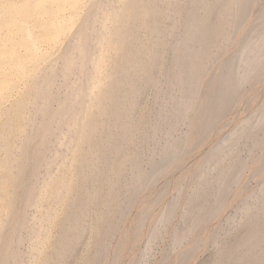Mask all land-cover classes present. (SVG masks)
Returning a JSON list of instances; mask_svg holds the SVG:
<instances>
[{
  "label": "rangeland",
  "instance_id": "obj_1",
  "mask_svg": "<svg viewBox=\"0 0 264 264\" xmlns=\"http://www.w3.org/2000/svg\"><path fill=\"white\" fill-rule=\"evenodd\" d=\"M80 1H79L80 6L77 7L76 12H74V15L72 14V12H70L69 7H68V10H66V12H65L63 6L60 9L61 11H57L58 13L60 12L59 14H57L55 12L58 15V17L60 16L59 19H61V20H65L66 19L67 21L69 19V17H68L69 15L68 14L70 12L71 13L70 16H72V17L74 16L73 17L74 18L73 22H71V21L69 22L70 23V26H71L72 29L75 26L76 29L78 28L77 30L83 28L86 25L91 26L90 23L92 25H94L93 27L95 29H99V25H101V22H102L101 20H103L104 22H105V20H107L105 22V24H106V26H107V24L109 25V23H112V21L114 19H112V16H109L111 18H109V17L107 18V16L108 15H112L114 13V12H112V14L110 13V11H113L114 7H115V9L118 10V8L120 7L119 4H121L120 3L121 0H105V2H104V0H101L102 1V4H100L99 7H101L102 9H99L98 7L95 6L96 5V2H94L92 0H80ZM87 1H88V3H87ZM89 1H91V2H89ZM98 1L100 2V0H98ZM131 1L132 2L134 1L135 2L136 0H131ZM187 1L188 0H174V1H172L173 2L172 3V2H169L168 0H165V2L163 3V5L166 3L168 6L166 4H165L166 6L164 5L165 7H163V10L165 8L166 9L162 13L163 15L161 14L162 16L160 15V18H159V20L162 19L161 21L162 22H165V23L163 24L161 21H159V22L162 23V24L161 23L160 24L162 26H165L166 23H167L166 26H168V23L171 22V19H169V18H171L170 17L171 14H174V11L176 13V14H174L176 16V18L178 16V19L181 18V20H182V18L184 16V13H182V12H183V9H184V12L186 11V7H187L186 2ZM64 2H66V1H64ZM92 2H94L95 4H92ZM109 2H110V4H108ZM219 2H221V0ZM219 2L217 3L219 7L215 3L216 6H215V8L213 10L214 12L212 11V15L214 13V16H213L214 18L216 17V15H217L216 13L218 12V10H220V8H221L220 5H222V3H219ZM222 2H224V0ZM263 2H264V0H261V1L260 0H256L250 6L251 9L249 8V9H247V12H245L244 16L247 15L246 16V19H245V17H243L242 21L238 25V28L237 27H236V29L234 28L235 30H232L233 31L232 32V35L229 36V38L227 39V41L224 40L225 43L223 41L224 44L222 43V45H220V47L221 46H223V47L217 48L218 49V52H217V49H216V51H215L216 54L214 53L209 59H206V61L208 60L206 62V64L207 63H209V64L206 65L207 66L205 68L206 70H205V72L202 73V75H201L202 78L199 81L200 82L199 83L200 85H199V89H198V96H199L198 99L200 101L199 100L197 101V107H199V108H197L195 106L194 109H193L194 110L193 111L194 113L191 112V114H190L192 117H190L188 119H184L181 122H179L178 125H177V127L175 129H170L169 124H170V122L172 120V117L171 116H168V120L167 121H164V123L162 125V128L160 130H157V132H152L153 125L155 124L154 119L156 118V115H158L156 113L157 112L159 113V112L164 111L165 114H167V115L171 114V108H172V104L174 102V99L177 96H178L177 98H180L181 97L180 96L181 95V92L178 89H177L178 91H176V88L173 90L171 87H169L167 85H164L163 82H161L163 85L161 84L162 86L160 87L161 88L160 91L157 90V88L155 86H153V85H150V84L149 85H146V84L144 85L143 83H142L143 85H140L141 82H139V90H138L139 91L138 92L139 94L137 93L135 95L136 96L135 97L136 102L134 104V107H132L133 111L131 110V114L133 115L132 116L133 117L132 118L133 119L132 120L133 121V125L136 124V123H134L135 121L139 122V120H140L139 123L143 124V126H142L143 128L140 127L141 124L137 123L136 125H138V127L140 128V131L141 132L135 130L136 133L133 132L135 134V136H134V134H132L131 139L129 141H127L125 144L123 143L124 145L122 144L123 145L122 150H123V153L125 155L124 156V158H125L124 162L125 163H123L122 168H124V169L121 172V175L119 174V176H117L118 174L115 171H113V169H111L110 167L108 169L105 168L107 166H105L103 158L100 159L99 161H95V163L97 162V165H98L99 168H103L104 170L107 169V176H106L105 180L98 181L97 182L98 184H96V181H92L89 184L90 186H88L89 189L91 188V190L94 191V190H96L95 189L96 188L95 186L96 185H100V186H97L98 189L100 190L99 191L100 192V197H97L98 198V201H97V204L98 205L96 204V199H95L94 200L93 209L91 211L92 214L91 213H90L91 215L89 214V216H91V217L88 216L83 221V224L82 225L84 226V228H83V230L81 232V236H80L79 240H77L74 243V245H73V249L74 250L76 248L77 249H76V251H74L72 249V251L68 255V257H69L67 259L68 263H71V264H80V262H81V264H87V263L88 264H94L92 258H94L95 249L98 246L97 244L99 242L101 243V240H103V238H105V244L100 249V251H101L100 259L102 260V261L100 260V264H102V262H103V264H235L234 262H235V258H236V255L237 254L235 252H229V253H232V254H228L227 255V249H229V247H232L234 245V243L238 239L242 238L243 236L246 235V233H248V231L250 229V221H249V217L248 216L250 214H252V213L255 212V210L258 207L257 202H258V200L264 194V140H263V142L261 140L260 142L254 144V147H253V142L250 139H247V140H245V139H242L241 140L240 139L238 141L236 140V141H234L232 143V145H231V147L229 149L230 151L228 150L229 152H227L226 154H224L221 158L218 157V152H217V148L218 147H217V145L221 142V139L222 138L226 137L231 132H234L235 130L238 131V130H240V128H242V126L248 125L254 119V115L256 113V110L261 105H264V67L254 77H251V79L249 78L248 81H246L244 83V86L245 87L242 86V89H240V90H242L241 91V94L239 92L238 96L236 95L237 97L235 96V98H233V100L235 99L234 100L235 102L232 100L231 101L232 103H230L229 105H227L229 108L228 109L226 108V112L224 110V113H226L225 116L224 117L222 116V119L220 117V119H218L219 121L217 120L218 123L215 122V125L213 124L214 125L213 127L215 129L212 128V126H211L210 128H212V129L209 130L208 134H206V136H204L203 139L200 137L201 138L200 139L201 141L199 140L198 141V144L194 143V142L197 141V138H198L197 135L195 134L198 125L196 124L197 125L196 126L195 123H197L199 121L198 118L200 119V117H199L200 116L199 115L200 113L199 112H201V110H202L201 108H202L203 101L205 102L204 95H205V88H206L205 85L207 86V83L206 82L209 81V83H210L211 81L214 80L213 77L214 76L216 77L217 76V73H219L221 71V69H222L221 65H224V63L226 61L228 62V60H226V61L224 60L223 61V57L225 59L228 57L227 59H229L230 58V55L232 53H234L235 50H237V48H239V46L241 45V41H243L244 38L246 37L245 35H247V33L249 31V28L253 24H256L258 22V18H257L256 12H258L257 11L258 8H260L264 4ZM66 3H63L64 6H65V8L69 4V2L67 4ZM168 3L169 4L171 3V6H173V7H170L169 8L170 5ZM77 5H79V4L77 3ZM92 5L95 6L96 9L98 8V10H97L98 11V13H97L98 16H96L97 17L96 18L97 20L95 19L96 22H94V20L93 21L91 20V22L89 23V19L87 20L86 18H84L85 17L84 14L86 13L84 11H85V9L86 10H89V8H92L91 7ZM105 5H106V7H105ZM107 6H108V8H107ZM176 7L178 9H181L179 11V12H181L180 14L177 11V8ZM255 7H257V8L255 9ZM111 8H112V10H111ZM121 8L122 7H120L119 9H121ZM103 9H106V10H103ZM212 9H213V7H212ZM62 10H63V12H62ZM99 10L102 11V12L100 13ZM167 10L168 11H172L173 10V13H171L169 15V18H168V15L167 14H164V13H166L165 11H167ZM67 11H68V13H67ZM168 11H167V13H168ZM61 12L65 14L64 15L65 17H63V14L60 15ZM82 12L84 13L83 14L84 17L81 16L82 15ZM55 13H54V16H55ZM66 13H67L68 16L66 15ZM103 14L106 15V18L107 19H104L105 16ZM41 16L39 15L38 19L41 21V24H42L41 25V28H42L43 26H45L47 24L46 21L48 20L47 19L48 17L46 15V18H44L45 15H43V17L40 19ZM66 16L68 18H66ZM164 16H167L166 17V20L168 19L167 22L166 21H163V18L165 20V17ZM82 17L84 18V20L82 19ZM101 17L103 19H101ZM111 19H112V21L110 22ZM17 20L18 19L16 18V21ZM86 20H87V23L88 24H86ZM140 20L141 19H137L136 20V23H134L135 24L134 26H136L138 22H139L138 25H140V24L143 25L142 28H139V27L142 26L141 25V26H138V27L136 26L135 29L137 28L136 30L139 29L140 31L141 30L143 31V32L142 31L139 32V30H138L136 32H138V35H140V37L144 36L142 38L144 39L145 42L143 41V39L141 40L140 37H138V40H141L142 42L141 41H139V42H141L142 44L144 42L145 47H146L147 46V43H148V40L149 41L153 40V38H152L153 35L152 34H154V33H151L152 36L150 37L149 36L150 33L148 32V30L145 28L144 24ZM254 20H256V21H254ZM83 21H85V22H83ZM151 21L152 20L149 19L147 22L150 23ZM26 23L30 24L31 23V20L28 19ZM26 23H25V25H26ZM69 23H68L67 29H65L67 32H71L72 31V29H70ZM71 23H72V25H71ZM81 23H83V24L85 23L86 25H84L82 27L81 25H83V24H81ZM110 25L113 26L112 24H110ZM78 26L79 27L81 26V28H79ZM109 26H107L108 29L111 28V27L109 28ZM9 28H11V27H9ZM9 28H5V27L2 28V33L0 34V39L4 38L5 36L8 37V38H11L12 37L13 39H15V41L17 39H19L20 38L19 35L21 34V32L18 31L16 34L14 33L15 35H13V33L11 32L12 30L10 29L11 30L10 31ZM28 28L32 31V33H33V35H34L35 38H37V37L40 36V35L39 36H36L34 34V31H33V29L31 27H28ZM76 29L74 31H72V35L73 36L70 35L73 38L69 36L70 38L68 37V39H65L64 41L61 38H59V40H57L56 44L54 43L52 45L51 43L49 44L48 41H44V40L43 41H40L39 42V45L41 43V47H40L41 49H40L39 54L37 55V58L35 59L36 60L35 62L33 60L29 59V58L27 59V57H26V51H27L26 47L23 44H19L18 47H17V54H19V55H21V56L24 57L23 58V61H24L23 66H24L25 69L23 67L20 68L21 71L19 73L21 75H19L17 72H13V73L10 72L8 74L10 77H7L8 75L7 76H0V84H2V82L5 79L6 80L8 79V81L10 80V83H12V86L11 87H9V88H3L1 90L2 92L0 91V129L3 130L5 126H8L7 124L6 125L4 124L6 120H7L6 123L8 122V117H10L9 120L12 119L13 117H15L14 118L15 121L18 120V119H16V116L17 115H16L15 110L18 107L21 108L22 105H23V108H22L23 111L22 110L21 111H18V115L20 114L24 118V119H21V117H18L19 119L24 120V121L19 120L20 125H19L18 121H17V124H15V125H14L13 121H11V120L10 121L13 123V125H11V123H9L10 121L8 122L10 124V126H8L10 128V130H11V128L13 126L15 127V128H12V131L10 133L7 132V130H5V129H8L6 127L3 130L4 132L2 131L3 133L6 134V136L4 135V137H6L8 140H5L6 138H4L3 141L0 140V145L1 146L4 145V147H2V148H6L5 146L8 145V149L10 150V152L7 150V148H6V150L8 152L5 151V149L3 150L0 147V150H1L0 151V155H1L0 156V159L1 160L2 159L3 160L6 159V161H8L9 160V156H10V160L8 161L9 163L8 162H5V160L2 161V162H4L3 165L5 164V166L9 167L10 169L3 168V170H4L3 171L2 170V167H0V174H4V176H6V180H7V178H8V180L9 179H12V181L11 180L10 181L13 184L14 183L13 182L14 181L13 175H14V177H15V174L17 175V173H14V172H17V171L19 172L21 170L20 168L25 167V169L23 168L24 169V175L22 174V172H20V174L18 173V176H21L20 179L17 176H16L17 177L16 179L17 180L19 179L18 181L20 182V180H21L22 177L28 178L29 175H31L28 179H26V178H24L25 180L22 179L25 182L23 186L27 185L26 187H23V190H24V188L26 190H29L30 187H31V189H33V188L34 189L35 188L38 189V193H41V194L37 195V200H38V197L40 198L38 202L31 201L32 203H30V202L28 203L30 205H28L26 203H25L26 204L25 205L21 201V200H23V202L26 201V200L24 201V199H25L24 198L25 197L24 196V193L23 192L19 193V191L22 189L21 186L17 185V186H19L21 188V189L19 188V190H18V189L15 188L17 186L13 184L14 187H12V184H10L11 182L8 181V180H7L8 182L5 180L6 184H3V188L1 190V192L4 195V198L2 196L1 200L3 199L4 201H1V202L4 203L5 205L2 204V203H0V241L3 238L6 237L5 236L6 235L5 234L6 232H8V234L10 233L9 234V236H10L11 233L14 231L13 228L15 227V225L18 224V222L21 221L20 220V221H17V222H13V221H15L14 212L16 213L17 210L19 212V209H20L21 210L20 212L22 213L24 211L23 214H25L23 216L24 219L21 218L22 219V222L20 224H18V225H21V229H20V226H19V231H18L19 234L17 233L18 234V236H17L18 241H16L17 242V245H16V243H12V244H14L13 245L14 246L13 249L17 247L16 250H18L17 252H19L18 253V260L9 261L8 262L9 264H45V263L49 262V260H51L49 262L50 264L55 263V261H56L55 260L56 259V255H54V253H55L54 251H56V250L54 248H55L56 244H57V246L59 245L60 242H58V241L61 240V236H62V233H61V228L62 227L61 226H63V224L65 222V217L64 216L66 215L65 213L67 212V209H68V203H70L71 201H73V199H76L77 198L76 197V193L73 192L74 190L75 191L76 190H79V189H77V187L78 188L85 187V186H83L84 184H83L82 180L77 177V173H76L77 170L75 169V166H74L76 164V159L74 161L72 147H74V144L76 145V141H75L73 135L72 136L69 135V134H73V132L77 129V126H76L77 125V122L74 123L75 121L72 119L73 115H72V117L69 116V115L71 114L72 111H74L75 109L78 108L77 107L78 105L76 106V104H78L77 101H79V100L81 101L82 97H79L80 99H78L76 97L78 95H75L76 102L75 101H72L73 104H75L74 106L71 105L72 103L68 104L66 102H64V103L62 102V99L64 100L65 98H67V96L68 97L71 96L70 94H72L71 92L75 90L74 88H76V86L78 88V85L79 86L81 85L80 84V81H81L82 84L84 82V80H83L84 77H83V75L80 72V68H78L79 67V62L78 61L80 59L79 58L80 56H78V54H79L80 50L78 49V47H74L73 48V46H76V44H77L76 41H78L77 38H76V36H78V35H75V32L77 31ZM144 29L147 30L146 33H145ZM7 30L9 32H11V34H7V32H8ZM163 30H164V32H165V30L167 31L166 34L165 33H162V34H165L166 38L163 35L162 36L160 35V36L163 37L164 39L163 38H160V36L158 34L157 35L154 34L155 39L153 40V41H155V40H159L160 39V41H161V39H162L161 42L163 43V44L161 43L162 50L160 49L161 48V45H160V48H159L161 50V51L159 50L160 51L159 54L161 56V57L159 56L160 57L159 59L162 62H158L160 64V65H158V67L160 66L159 69L157 70L155 68L156 70L154 69L155 71H153L154 72L153 75L156 77V79H159L160 81H162L163 78L167 75V73H168V70H167L168 65H167V63L171 61L170 59L172 58V55H173V54L171 55V50L170 49H172V48H171V44L170 43L173 42L176 39V38H173V37H176V36L178 37V33H179L178 32L179 30H177V31L174 30L175 32L173 31L172 34L173 35L175 34L176 36H173L172 35V37H170L171 34H170V36H167V35L171 31L168 33V30L166 28H164V27H163ZM3 31L5 32V34H4ZM41 31L43 32V28L41 29ZM147 32H148V34H147ZM159 34H161V33H159ZM96 38H97V36L95 35V38H94L95 40L93 38H91V40H90L91 41L90 44H92L91 46H93V48H95L96 46H98L97 49L96 48L95 49H92V50H94L95 57H97V59L96 58L95 59L97 61L98 60L99 61H102L103 60L101 63L104 66L105 71L106 70L108 71V66H109V63H110V60H111V59H109L110 58L109 55L111 54V51L109 52V54H107L108 53V52H106V49L107 48L103 47V45H101L100 43L96 45L95 43H98ZM75 39H76V41H75ZM171 39H173V41H171ZM164 40L166 42H164ZM73 42H74V44H73ZM75 42H76V44H75ZM167 42H169V46L170 47L169 46L167 47V45H166V44H168ZM67 43H69L70 46H71V44L73 46H71V47L70 46H67L68 45ZM61 44H63V45L60 46ZM99 45H101V46H99ZM1 46H2V43H0V51H1V53L3 55L5 54V56H4L5 58L2 57L3 55L1 54L2 55L1 58H4V62H5L3 64H5V65H3L1 63L0 64L1 65L0 67L5 66L6 68L10 69V71H12V64H13L14 60L15 61L17 60L16 58H17L18 55L16 54V57H15L14 56L15 54L13 53V56H12V50L8 47V44L3 45L4 47L2 46V49H1ZM66 46L68 48H66ZM101 47H103L105 51L102 50ZM62 48H65V50L66 49L69 50L70 48L71 49L73 48L72 50L70 49L72 52L69 50L71 52V53L70 52L69 53L72 56H74V58L77 57V56H78L77 58H79L78 61L75 58L76 61H77L76 64L78 63L77 64L78 66L75 65V68L67 76L64 75V73H63V71H64L63 69L64 68H62L63 66H61V65H63L62 63L64 62L63 61L64 58H62L61 55L64 54L63 52H65L64 49L62 50ZM99 48H101V49L99 50ZM59 49H60V52L61 53L59 52ZM74 49H76L77 51L75 52ZM68 50H67V52H68ZM78 50H79V52H78ZM96 50H98V51H96ZM100 51L102 53L104 52L103 55H105V57L103 55L99 54V53H101ZM232 51H234V52H232ZM20 52H22V53H20ZM23 52H25V53H23ZM41 52H43V54ZM82 53H80V55H82ZM96 53H98L100 56L98 54H96ZM220 53H221V55H220ZM57 54H58V57L59 58L57 57ZM106 54L108 55V57H107ZM228 54H229V56H227ZM93 56L94 55L92 54V58H93ZM101 56H102V58H101ZM99 57L102 60H100ZM111 57H112V54H111ZM6 58H8V60ZM29 60L31 62H29ZM230 60H231V58H230ZM51 61H52V63H51ZM28 62H29V64H28ZM46 62H47V64H46ZM107 62H108V64H107ZM111 62H112V60H111ZM163 62H165V63H163ZM26 63L28 65H26ZM99 64H100V62H99ZM161 64H162V66H161ZM45 68H47V71H46ZM50 68H51V70H50L51 72L48 71ZM32 70H34V71H32ZM32 72H34V73H32ZM30 74H31L32 77H30ZM48 74L51 75V76H49ZM80 74L82 76H78ZM38 75L40 77H38ZM69 75H71V76H69ZM75 77H76V80H75ZM161 77H163V78H161ZM49 78H50V80H49ZM79 78H81L83 81L81 79H79ZM208 78H211L212 80L211 79H208ZM77 79H78V81H77ZM11 80H13V81L11 82ZM254 80H256V81H254ZM45 81L46 82L48 81V82L45 83ZM41 82H44V83H41ZM38 83L40 85L41 84L42 85L44 84L45 86L47 84V86H46V88H48L47 90H49V92L53 95V97L55 95V98H53L51 100L50 104L48 105L47 112L46 113L48 114V109H49V115L50 114H53L54 111H56V109H57V111L55 112L56 114L52 115L53 117L54 116H56V117L53 118V120H52L53 122L51 121V123H49V124H51V125H49L50 126V136L48 134L47 135V137L49 136L48 139H47V137H46V141L44 139L45 143H43V140H37L40 143L39 145H42L43 144L42 146H39L37 144V141H35V140H26V139H28L30 136H32L35 133L34 132V129H36L39 125H42L43 124L42 123V120H44L46 118V114L43 115L42 114L43 112H40V110H38V109H40V107H41V105L43 103L42 100H44V98L42 99L43 95H41V92H40V95L42 97L38 96V94H39L38 93V90L39 89L37 87H40V85ZM69 84H70L71 88H70ZM42 85H41V87L44 86V85L43 86ZM48 85H49L50 88L48 87ZM17 86H18V88H17ZM51 87H52V89H51ZM36 88L38 89L37 91H35ZM24 91H25V93H24ZM34 91L37 92V93H35ZM158 91H159V93H158ZM34 94L35 95L37 94L38 98H37V96H34ZM89 95L90 96H88L87 98L89 100L90 99L91 100L89 101L85 97V98H83V101H85V103H86L85 105L86 106H89L88 107V111H91L92 112V111H94L96 109L95 103H94L95 102L94 91H92L91 94H89ZM138 95H139V97H138ZM56 96H58V97H56ZM201 96H203L202 99H201ZM19 97H25L27 99V102L25 103L26 106L24 104H22L21 106H18L17 107V105L19 104V101H17ZM75 97H73V98H75ZM28 98H29V100H28ZM203 98H204V100H203ZM35 100H37V101H35ZM57 101L58 102L61 101L63 104L66 103L68 105V107L69 106L70 107L68 108L67 105H64L63 106V104L61 102H59L60 103L59 104ZM16 103H18V104H16ZM91 103H92V106H90ZM58 104H59V106H58ZM34 105L38 109L37 108L35 109ZM57 106L58 107L61 106V108H63V107L66 106V108L68 109V113L69 114L67 115V113H66L67 111H65L66 114L63 113L64 111L61 112L62 110H64V108L61 111H60V108H59L60 113L61 114L63 113L65 115V116H63V114H62V118L64 117L63 120L60 119L61 118V114L58 112V107ZM72 106H73L74 110H72V108H71ZM91 109H93V110H91ZM69 110L71 112H69ZM33 111H35V112H33ZM57 113H58V115H57ZM94 113L96 114L97 111H94ZM94 113L92 112L91 114H94ZM33 114L36 117H34ZM222 115H224V114H222ZM140 116H141V119L138 118ZM143 116H144V118H142ZM70 117H71L72 120L69 119ZM40 118H41V120H39ZM135 118H136V120H135ZM145 118H146V120H145ZM54 119H56L57 121L54 120ZM137 119H139V120H137ZM142 119H143V122H142ZM156 119H155V121H157ZM60 120H62V124H61V122H59ZM67 120H69V123L67 122ZM144 120H145V122H144ZM147 120H150V121H147ZM246 120L249 123H247ZM29 121H31V122H29ZM146 121H147L148 124L146 123ZM40 122H41V124H40ZM58 124L60 126L59 129L57 127ZM73 124H75V125H73ZM61 125H62V127H61ZM65 125H66V128H65ZM68 125H69V127H68ZM104 125H98V132H100V134H104V132L106 130V127L103 128L104 131L101 129ZM35 126H37V127H35ZM194 126H195L196 130H194L195 129ZM1 127H3V128H1ZM72 127H74V128H72ZM53 128L56 129V130H54ZM141 128L144 130V132H147V134H150L151 135L150 138L147 139V141H145V140H144V142L142 141L143 139L141 138V134H139V133H142L143 134L144 132H142ZM71 129H73V130H71ZM258 129H257V131H258L257 134H259L258 137L261 136L262 139H264L263 138L264 137V127L263 128L261 127L259 129V130L262 129L261 131H259ZM63 130H65V131H63ZM5 131L7 133H9L10 136ZM8 131H9V129H8ZM35 131H37V130H35ZM151 132L154 133V134H152ZM53 134L55 136H57V137L55 138V136ZM137 134H139L138 136L140 137V140L141 141L137 137ZM194 134L196 135L197 138H195V135ZM7 135L9 137H12V138L15 136V138H13V139L12 138H8ZM26 135H28V136H26ZM68 135L71 138L68 137ZM74 135H75V133H74ZM133 136H134V138H132ZM66 138H68V139H66ZM69 138L70 139H72V138L74 139V140L73 139L71 140L72 142H74V144L71 143V141H70ZM15 139H16V141H15ZM18 139H20V140H18ZM22 139H24V140L22 141ZM181 139L183 140V142L184 141L185 142L184 143H181ZM64 140H65V143H64ZM104 140L105 139H103V141H102L103 143L101 142L102 144L99 143V145H101V146H99V147L97 146L98 147L97 150H99V152H100V150H101V152L104 151V152H106L105 154H107V152H108V148L107 147L108 146L106 145V143H105ZM131 140H133V142ZM176 140L177 141L178 140L180 141L181 146L184 145L182 147V149H181L182 151L178 153V157H177L178 159L177 158H174V160L172 159L173 161L171 160L170 164L167 163L168 164L167 165L165 163L164 165H162V167H161L162 169L159 168L161 170L158 171V172H156L157 174L155 175V179L153 178L151 180L152 182L149 180V183L148 184H150V185H148V184L145 185L143 183H142L143 185L142 184H138L139 186H138V189L135 191L136 193L135 194H132L131 193V190H132L131 187L132 186L130 185L129 181L127 182L128 175H129L128 174L129 173L128 172V169L130 167V159L127 161V158L129 156H133L134 153L135 154L138 153L139 155L137 154V161L139 162L138 163L139 164V167L137 166V168H138L137 170H139L140 168L142 169V171L143 170H146L150 166L149 163H150L152 157L153 158H157V155L154 156L155 154H157V151H159L162 148L163 145H165V144H167L169 142L170 143H173V141L175 142ZM40 141H42V142H40ZM3 143H5V144L7 143V144L5 145ZM9 143H12V144H10V146H9ZM35 143L37 144L38 149H39L38 154L39 153L40 154L42 153L41 155L39 154L42 158L39 156L41 159L39 158L40 160H38L37 163L36 162H33L34 161V157H33V160L31 159L32 158L31 156L34 155V153L31 150H33V149L35 150V147H37ZM80 143H82L81 145H79V146H81L80 147L81 149L82 148H86V146H87V143L86 142H83L82 141ZM135 143H137V144H135ZM17 144H18V146H17ZM84 144H86V145L84 146ZM15 145L17 146V148L14 147ZM20 145L24 149L22 147H20V149H19V146ZM104 145H105V148H104ZM102 146H103L104 149L102 148ZM9 147H11L12 149L9 148ZM25 148H27L28 150L27 149L25 150ZM69 148H71L72 151ZM106 148H107V150H106ZM20 150H22V152H24V156H22L23 155V154H21L22 152L20 153V156L18 155L19 152H20ZM188 150H189V152H188ZM27 151H28V153H27ZM30 151L33 154H31ZM29 152H30L31 156H30ZM7 153H9V155ZM70 153H72V154L69 155ZM5 154H7L6 155L7 158H6ZM16 155L19 156V157H21L22 160L21 159L20 160L22 161V164L24 165L23 166L21 164V162L19 161L18 157H17L18 160L15 159L17 162H20L19 165H22L20 168L18 167L20 170H17L16 166H19V165L13 159V158L16 157ZM25 155L27 156V158L25 159V162L27 161L26 163L23 160L24 159L23 157H25ZM56 155H57V157H56ZM28 156H30L31 158L28 157ZM234 156H238V157H240V159L243 158L242 160L244 162L246 160V162L244 163L245 165H244L243 169H241L242 171L239 173V175L236 176V179L234 178L233 182H231L232 184L229 187V190H228V193H227V195L225 197V200H224L225 202H223V205L221 204L222 206H220V207L217 206V208L219 207L218 209H216L217 211H215L207 219L201 220L203 222V223H201L199 221V219H197V218L200 217V214L201 213H199V212H201L203 210L202 209V206L204 205V204L202 205L203 199L202 198L201 199L199 198L200 200L198 198L194 199V198H192V195L195 192H204V194H206L207 197L212 198L213 195H214V193H215V189H216L215 185L212 182L218 176L221 168H224V166H226L227 164H229V162H232V160L235 161V159H237ZM53 158H54L56 164L54 163V160H52ZM110 158L113 159L112 157H110ZM256 158H258V159H256ZM64 161L67 162L68 165L66 163H63ZM208 161H210V162H208ZM32 162L33 163H36L37 165L35 164L36 166L34 165L35 167H33V163ZM51 162H53V163H51ZM60 163L61 164L63 163V165L66 164L70 169L72 168V166H73V168H72V170L69 169L70 172L67 173L68 169L66 170V168H65L66 165H64V167H63V165H61ZM95 163L91 165V169L92 168L96 169V166L97 165ZM25 164H27V165H25ZM54 164L56 165V167H55ZM70 164H71V166H70ZM127 165H128V169H127ZM198 165L199 166L200 165L201 166L202 165L204 166V170L203 171H204V176H206V177H204L206 179V183H203V184L204 185L206 184L205 186L203 184L202 185L200 184V186H198L199 185V178H198V171H199L198 169H199V167H198ZM59 166H62V167L59 168ZM196 166H197V169H196ZM27 167H28V169H27ZM45 167H47V168L45 169ZM48 168L50 169L49 170L50 174L53 173L54 176L56 174V177H57L58 174L60 176H62V174H63V176H64V173H65V176H66V178L68 179V182H69L67 191H63L62 192L63 194L61 193V197L62 196L63 197L62 198H59V199L58 198H55V199H57L58 202L54 199V201L56 203H59L57 205L54 204V201H53L54 196H53V198L48 197V194H51L49 191H50V187L52 185V183H50L51 179H50V175L48 173ZM64 168H65L66 172H64L65 171ZM253 168H255V169H253ZM15 170H17V171H15ZM196 170H198V171H196ZM10 171H12L11 172V174L13 173L12 175L9 174ZM28 173H29V175H28ZM45 173H48V174H45ZM114 173L116 174V176H115ZM32 175H33V177H32ZM46 175H49V177H47ZM53 175H51V178L52 177L54 178ZM68 175L70 176V178H69ZM34 177H35V179H34ZM76 177L80 181L77 180ZM157 178H158V180H156ZM28 180H29V182H28ZM155 180H156V182H155ZM71 181H72V183H70ZM110 181H112V183ZM46 182L49 183V184H51V185H48ZM73 182H74V184H73ZM32 183L34 184V186H32L33 185ZM92 183H93V185H95V184L96 185L95 186H92ZM22 184H23V182L20 183V185H22ZM39 184H41V185H39ZM77 184L79 186H77ZM128 184H129L130 187L128 186ZM111 185L114 187L113 188L114 192H116V199H115L116 201L115 202L119 205V208H118V210L115 211V213L113 214L112 217L107 218L106 216L103 215L102 212H103V209L105 210V206L104 205H105V202L107 200L106 198L108 197V194L110 192V190H108V189H112ZM159 186H160V189L163 192L158 189ZM45 187H47V189ZM93 187H94V189H93ZM127 187H128V189H127ZM4 188H6V189H4ZM48 188H49V191H48ZM201 188H203V189H201ZM43 189H44L45 192H48V193L45 194L44 191H42ZM11 190H12V192H11ZM26 190H24V192ZM11 193H14V195L11 194ZM249 193L252 195L251 197H248L247 196V195H250ZM16 194H18V196ZM20 194H22L23 199H22V196L20 198V196H19ZM42 194L45 195V196H43ZM71 194L74 195V196H72ZM119 194H121V195H119ZM129 194H130L131 197L129 196ZM156 194H158V196H156ZM40 195H42L44 197V200H43V198L40 197ZM128 196L130 197V199H129L130 200V205H128L129 202H125V201H127L126 197L128 198ZM146 196H147V198H145ZM12 197H14L15 199L12 198ZM47 198H48V200H47ZM131 198H132V201L134 202V203L132 202V204H131ZM151 199H153V200H151ZM8 200H10V203L11 204L9 203ZM37 200H35V201H37ZM49 200H50V202L52 200V202H51L52 204L49 202ZM244 200H246V201H244ZM33 202H34V205H33ZM39 202H41V204H39ZM43 202L44 203H47V204H45L46 205L45 207L51 205V207L49 206V207L46 208V211H45V208L42 207V206H44V203ZM172 202L176 204V207L174 206L173 207L174 209L172 208V212L173 213L169 214L170 216H168V217L166 216L167 218L165 219V216H164L165 214L164 213L167 212V210H166L168 208L167 205L168 204H171L169 206L172 207V205H174ZM7 203L10 205L11 208L14 207L12 209L10 208L14 212H12V211L9 210L11 213H13V215H12L13 220L11 219L12 217L10 216L11 213L7 211L9 209L8 208L9 205H7ZM37 203L39 204V206H37L38 205ZM146 203H149V204H146ZM245 203H247V204H245ZM21 204H23V205H21ZM124 204H127L126 205L127 207H125ZM243 204H245L247 206V208H248L247 211H245L244 209L243 210L241 209V207L243 206ZM19 205H20L21 208H19ZM52 205H55L57 209L55 208V206L52 207ZM2 206H3V208H2ZM6 206H8V207L6 208ZM53 208H55L56 211ZM49 209H50L51 212H53V213H50V214H53L52 215V218H50L51 216L50 217H47V213L45 214V212H47V210L49 211ZM200 209H202V210L200 211ZM42 211H44V212H42ZM120 211H122L124 213H121ZM95 212H96V215L97 216L95 215ZM198 213H199V216H197ZM44 214H45L46 218H48L49 220L46 221L44 217H43L44 219L42 217L40 218V216H43ZM143 214H145L147 217L145 215H143ZM4 215H7L6 218H5ZM120 215H122V218H121ZM8 216H9L10 219H8ZM226 216L228 218H226ZM62 218H64V219H62ZM163 218H164V220H163ZM263 219H264V217H263ZM263 219L261 217L259 221H261ZM63 220H64V222H63ZM195 220H197L198 223ZM247 220H248V222H247ZM44 221H46V222H44ZM61 221L63 222V224H61L62 223ZM37 222H38V224H37ZM40 222H42V224ZM43 222H44V224H43ZM109 222H113L114 223L113 226L115 227L114 228L115 230L113 229L114 231L112 230L108 234V236L105 237V229L107 227L106 224L108 225ZM140 224H141V227L139 226ZM22 225H23V227H22ZM191 225H193V226H191ZM117 226H118V228H117ZM138 226L140 228H138ZM35 227L37 229H35ZM39 228H41V229H39ZM191 229H193V231ZM35 230H36V232H35ZM31 231L34 232V234L31 233ZM100 232H101V234H100ZM35 234H37V236ZM60 234H61V236H60ZM38 236H39V238H38ZM200 236H202V237H200ZM10 237H8L7 239H9ZM15 237L16 236H15V233H14V235L11 237L12 239L10 238V240H8V241L9 242L10 241L15 242V239H16ZM18 237H20V238H18ZM58 237L60 238V240L58 239ZM178 237L179 238L182 237V238H180V240L176 241L177 240L176 238H178ZM34 238H36V239H34ZM234 238H236V239H234ZM98 239H100V240H98ZM38 240H39V242L41 244L39 242H37ZM196 240H197L198 243L196 242ZM2 242L3 241L0 242V246L2 245L1 244ZM12 244H10L11 247H12ZM37 244H40V245H37ZM115 245H117V246H115ZM36 246H37V248H36ZM3 247H0V249L1 248L3 249ZM187 248H188V250H187ZM190 249H194V250H190ZM3 251H4V249L2 251L0 250L1 253ZM190 251H191V253L192 252L193 253L190 254ZM221 251H222V253H221ZM183 252H184V254H183ZM223 253H225V256L223 257V260L220 263H218V259L220 258V256ZM49 254H51V256L53 255V257L55 256L54 257L55 259L49 257L50 256ZM182 254L184 255V257L182 256ZM2 255H4V252H3V254L0 255V259L3 257ZM179 255H181L183 259ZM185 255H186V257H185ZM226 255H227V258H226ZM178 257H180V258H178ZM43 258L45 260H43ZM10 259L11 258H9V260ZM69 259H71V261ZM46 260H47V262H46ZM53 260H55V261H53ZM86 260H89V261H86ZM243 262H244V260H243Z\"/></svg>",
  "mask_w": 264,
  "mask_h": 264
},
{
  "label": "bare ground",
  "instance_id": "obj_2",
  "mask_svg": "<svg viewBox=\"0 0 264 264\" xmlns=\"http://www.w3.org/2000/svg\"><path fill=\"white\" fill-rule=\"evenodd\" d=\"M64 1H66L67 3L69 2V6L67 5L66 6V8H65V6H64V4L63 3H66V2H64ZM79 1L80 0H13V2H15V3H19V4H31V5H33V7L31 8V9H29V10H21V13H20V15L17 17V21H16V19H15V21H10L9 23H8V26L6 27L5 26V21H4V19H3V17H0V34L2 33V28L3 27H5V28H9V27H11V28H9V30L13 33V35H15L18 31L19 32H21V34H22V32H23V30H24V27H25V23L27 22V20L29 19V16H28V13H27V11H29L32 15H34L35 17H39V15L41 16L40 17V19L43 17V15H45L44 16V18H46V15H47V21H46V23L51 19V18H53V17H58V15L57 14H59L57 11H61L60 9L62 8V6H63V8H64V10H65V12H66V10H68V7H69V10H70V12H72V14L74 15V12H76V9H77V7H79L80 6V3H79ZM92 1H94V2H96V7H98L99 9H102L101 7H99L100 6V4H102V1L100 0V2L98 1V0H92ZM169 2H172V1H174V0H168ZM220 0H188L187 2H186V4H187V7H186V11L184 12V9H183V12L182 13H184V16H183V18H182V20H181V18L180 19H178V16H177V18H176V16L174 15V14H176L175 13V11H174V14H171V13H173V10L172 11H168V13H167V11H165L166 13H164V14H167L168 15V18H169V15L171 14V18H169V19H171V22H169L168 23V26H166L167 25V23H166V27L165 26H162L161 24L163 23H165V22H162L161 20L162 19H160L159 20V18H160V15L164 12V10L166 9H164L163 10V7H165L164 5H163V3L165 2V0H136L135 2L133 1H131V0H121V4H119V6L120 7H122L121 9H119L118 8V10L117 9H115V7H114V9H113V11H110V13L112 14V12H114L112 15H108L107 13V18L109 17V16H112V19H114L113 21H112V19L110 20V22L112 21V23H109V25L110 24H112L113 26H109L108 24H107V26H109V28L111 27H113L112 29L110 28V29H108V27L106 26V24H105V22L107 21V20H105V22L103 21V20H101L102 22H101V25H99V29H95L93 26L94 25H92L90 22H91V20L93 21L94 20V22H96V16H98L97 15V13H98V8L96 9L95 8V6H91L92 8H89V10H86L85 9V11L84 12H86L85 14L82 12V15L81 16H83V14H84V18H86L87 20L89 19V23H90V25L91 26H89V25H86V24H88L87 23V20H86V24L84 23H81V24H83V25H81L82 27L84 26V25H86V26H84L83 28H81V26L79 27V28H81V29H79V30H77L76 28V32H75V35H78V36H76V38H77V40L78 41H76V39H75V41L77 42V44H76V42H75V44H76V46H73L72 44H71V46H73V48L74 47H78V49L80 50V52H79V50H78V52H79V54H78V56H80L79 58H77V57H75L76 59H77V61H78V59H79V67L78 68H80V72H81V74L83 75V77H84V82H83V84L81 83V81H80V86L78 85V88H77V86H76V88H74L75 90L74 91H72L71 93L72 94H70L71 96H67V98H65L64 100L62 99V102L64 103V102H66V103H68V104H70V103H72L71 105H75V104H73V102L72 101H75L76 102V97L78 98V99H80L79 97H82V99H81V101L79 100V101H77V103L78 104H76V106L78 107H76L77 109H75L74 110V108H73V106L71 107L72 108V110H74V111H70L69 110V112H71V114L69 115V116H71L72 117V115H73V117H72V119L75 121L74 123H76L77 122V129L73 132V134H69V135H73L74 136V139H75V141H76V145L74 144V142H72L71 140L73 139H70L71 137L68 135V137H70L69 139H70V141H71V143H73L74 144V147H72V150H73V156H74V161H75V159H76V164L74 165L75 166V169L77 170V177L79 178V179H81L82 180V182H83V186H85V187H80V188H78L77 186H79L78 184H77V189H79V190H74L73 192L74 193H76V199H73V201H69L70 203H68V209H67V212L64 214L65 216V222H64V220H63V222H64V224H63V222L61 223V224H63V226H61L62 228H61V233H62V236H61V234H60V236H61V240H60V238L58 237V239L60 240V241H58V242H60L59 243V245L57 246V244H56V246H55V250L56 251H54L55 253H54V255H56V259L53 257V255L51 256V254H49L50 256L49 257H51V258H53V259H55V260H53V261H55V263H53V264H71V263H68V261H67V259L69 258L68 257V255L70 254V252L72 251V249H73V245H74V243L77 241V240H79V238H80V236H81V232H82V230H83V228H84V226L82 225L83 224V221L86 219V217H88L89 216V214L91 213V211H92V209H93V205H94V200L96 199V204H97V201H98V198L97 197H100V190L98 189V187L97 186H100V185H96V184H98L97 182L98 181H100V180H105V178H106V176H107V169L110 167L111 169H113V171H115L118 175L117 176H119V174L121 175V172L123 171V169L124 168H122V166H123V163H125L124 162V160H125V158H124V153H123V150H122V147H123V145L127 142V141H129L130 139H131V136H132V134H134L133 132H135L136 133V131L135 130H137V131H139V132H141L140 131V128L138 127V125H136L137 123H139L140 122V120L139 119H137V120H139V122H137V121H135L134 123H136L135 125H133V115L131 114V110L133 111V109H132V107H134V104H135V102H136V99H135V95L139 92L138 90H139V82H141L140 83V85H153V86H155L156 88H157V90H159L160 91V87L163 85L161 82H163L164 83V85H167V86H169V87H171L173 90L176 88V91H180L181 92V97L180 98H175L174 99V102H173V104H172V108H171V114H169V115H167V114H165V112L164 111H162V112H157L156 114H158V115H156V120L157 121H155V119H154V122H155V124L153 125V130H152V132H157V130H160L161 128H162V125H163V123H164V121H167L168 120V116H171L172 117V120H171V122H170V124H169V127H170V129H175L176 127H177V125H178V123L179 122H181L182 120H184V119H188V118H190V117H192L190 114H191V112H193L194 110V107L196 106L197 107V101L199 100L198 99V89H199V81L201 80V78H202V73L203 72H205V68L207 67L206 65L207 64H209V63H207L206 64V62L208 61H206V59H209L214 53H215V51H216V49L217 48H219L220 47V45H222V43H223V41L225 40V41H227V39L229 38V36L230 35H232V30H235L236 29V27L238 28V25L240 24V22L242 21V19H243V17H245V19H246V16L247 15H245L244 16V14H245V12H247V9H249L250 8V6L256 1V0H224V2H222L223 0H221V2H219ZM261 1V0H260ZM81 2V1H80ZM89 2H91V1H89ZM94 2H92V4H95ZM104 2H105V0H104ZM118 2V1H117ZM176 2V1H175ZM222 3V5H220V10H218V12L216 13L217 15H216V17L214 18L213 16H214V13H213V15H212V11L214 10V8H215V3L217 4V3ZM66 3V4H67ZM77 3L79 4V5H77ZM87 3H88V1H87ZM173 3V2H172ZM264 3V2H263ZM108 4H110V2L108 3ZM169 4V3H168ZM185 4V5H186ZM114 5V4H113ZM170 6H169V8L170 7H173V6H171V3L169 4ZM173 5V4H172ZM168 6V5H167ZM177 6V5H176ZM217 6H218V4H217ZM105 7H106V5H105ZM104 7V8H105ZM212 7H213V9H212ZM219 7V6H218ZM107 8H108V6H107ZM168 8V7H167ZM168 8V9H169ZM177 8V7H176ZM257 7H255V9H256ZM251 9V8H250ZM103 10H106V9H103ZM111 10H112V8H111ZM117 10V11H116ZM176 10V9H175ZM181 9H178L177 8V11L179 12ZM97 11V12H96ZM100 11V10H99ZM176 11V12H177ZM253 11V10H252ZM258 12H256V14H257V18H258V22L256 23V24H253L250 28H249V31H248V33H247V35H245L246 37L244 38V40L243 41H241V45L239 46V48H237V50H235V52L234 51H232V52H234V53H230L231 55H230V58H231V60H230V58L229 59H227L228 57L227 56H229V54L226 56L227 58L225 59L224 57H223V61L225 60H228V62L225 64L224 63V65H221V67H222V69H221V71L219 72V73H217V76L214 78L213 77V81H211L212 79L211 78H208V79H211L210 81V83H209V81L208 82H206L207 83V86L205 85V95H204V98H205V102L203 101L204 100V98H203V103H202V110H201V112H199L198 114L200 115L199 117H200V119L198 118V122L197 123H195V125L197 126V130H196V128H195V126H194V130H196V135H197V137L199 138H197L196 137V135H195V138H197V141L196 142H194V143H196V144H198V141L202 138L203 139V137L204 136H206V134H208V132H209V130H211L212 128H214L213 126L215 125V122H217L218 123V119H220V117H221V119H222V116L224 117L225 116V114L226 113H224V110H225V112H226V108L228 109L229 107L227 106V105H229L230 103H232L231 101L233 100V98H235V96L237 95L238 96V94H239V92H240V94H241V91L242 90H240V89H242V86H244V83L246 82V81H248V79L250 78L251 79V77H254L259 71H261L262 70V68L264 67V4L260 7V8H258V10H257ZM57 14H56V13ZM62 12H63V10H62ZM61 12V14L60 15H62L63 14V17H65L64 15V13H62ZM69 12V16L67 15V13H68V11H67V13H66V15L69 17V19H68V23L71 21V22H73V20H74V16L72 17V16H70L71 15V13ZM102 11H100V13H101ZM109 12V11H108ZM177 12V13H178ZM214 12V11H213ZM54 13H55V16H54ZM104 13V12H103ZM109 13V14H110ZM181 12H179V14H180ZM105 14V13H104ZM103 14V15H104ZM250 14V13H249ZM254 14V13H253ZM76 15V14H75ZM102 15V16H103ZM163 15V14H162ZM161 15V16H162ZM178 15V14H177ZM66 16V18H68ZM100 16V15H99ZM105 16V18L104 19H107L106 18V15H104ZM181 16V15H180ZM179 16V17H180ZM60 17V16H59ZM58 17V18H59ZM79 17V16H78ZM82 17V19L84 20V18ZM165 17V20H164V18H163V21H166L167 22V20H166V17L167 16H164ZM43 18V19H44ZM62 18V17H61ZM100 18V17H99ZM109 18H111V17H109ZM81 19V20H82ZM96 19V20H95ZM101 19H103L102 17H101ZM137 19H141L140 21H142V23L144 24V26H145V28L148 30V32L150 33L149 34V36L151 37L152 35H153V40L155 39V37H154V34L155 35H163V36H165V34H166V30H165V32H164V30H163V27L164 28H166L167 30H168V35L167 36H170V34H171V36L170 37H172V33H173V31L174 30H179L178 32V37L174 34L173 36H176V37H173V38H176L174 41H173V39H171V41H173V42H171L170 44H171V48L172 49H170L171 50V55H172V58L169 60L170 62H168L167 63V65H168V68H167V70H168V73H167V75L163 78V77H161V78H163V80L162 81H160L159 79H156V77L153 75V71H155L156 69L158 70L159 69V67H158V65H160L158 62H162V61H160V51L162 50V45H161V41H162V39H161V41H160V39L159 40H155V41H153V40H151V41H149L147 38V40H148V43H147V46L145 47V44H144V39L142 38V37H144V36H142V37H140V35H138V32H136V31H138V30H136L135 29V27L137 26H141L142 24H140V25H138L139 24V22L137 23V25L136 26H134L135 24L134 23H136V20ZM152 20L150 23L149 22H147L148 20ZM30 20V19H29ZM109 20V19H108ZM181 20V21H180ZM257 20V19H256ZM256 20H254V21H256ZM45 21V20H44ZM99 21V20H98ZM159 21H161V22H159ZM30 22V21H29ZM83 22H85V21H83ZM45 23V24H46ZM161 23V24H160ZM26 24H28V23H26ZM100 24V23H99ZM42 25V24H41ZM71 25H72V23H71ZM69 26H70V23H69ZM143 27V25L141 26V27H139V28H142ZM43 28V32H42V34L39 36V37H37V38H35L34 37V35H33V33H32V31L29 29V28H26L25 29V31H24V33H23V35L22 36H20V38L19 39H17L16 41H15V39H13L12 37L11 38H8V37H4V38H2V39H0V43H2V46L3 45H5V44H8V47L12 50V56H13V53L15 54L14 56L16 57V54H17V47H18V45L19 44H23L25 47H26V49H27V51H26V57H27V59L29 58V59H31V60H33L34 62L36 61L35 59L37 58V55L39 54V52H40V47H41V43H40V45H39V42L40 41H48L49 42V44L51 43L52 45L55 43L56 44V42H57V40H59V38H61V36H62V34L64 33V32H67L65 29H61L60 31H57V32H55V33H52V32H48L47 31V29H46V25L45 26H43L42 27ZM41 28V29H42ZM235 28V29H234ZM70 29H72L71 28V26H70ZM74 29V30H75ZM69 30V29H68ZM73 30V31H74ZM147 30H145L144 29V31H145V33H146V31ZM8 31V30H7ZM6 31V32H7ZM142 31V30H141ZM140 30H139V32H141ZM4 32V31H3ZM11 32H7V34H11ZM143 32V31H142ZM148 32H147V34H148ZM175 32V31H174ZM236 32V31H235ZM15 33V34H14ZM151 33H154V34H152L151 35ZM159 33H161V34H159ZM162 33H165V34H162ZM4 34H5V32H4ZM3 34V35H4ZM6 34V35H7ZM142 34V33H141ZM146 34V35H147ZM244 34V33H243ZM242 34V35H243ZM71 35H72V33H71ZM74 35V36H75ZM95 35L97 36V42L98 43H95L96 45L97 44H101V45H103V47H105V48H107L106 49V52H108L107 54H109V52L111 51V54H112V57H111V54L109 55L110 56V58L109 59H111L112 61H113V57L117 54V53H119L120 54V57H121V64H120V67H121V75L119 76V78L116 80V81H114V82H112L111 84L109 83V74H110V66H111V60H110V63H109V66H108V71L106 72L105 71V68H104V66L102 65V56H101V58H100V60H102V61H97L96 59H97V57H95V54H94V50H92V49H97V47L98 46H94L95 48H93V46H91L92 44H90L91 43V38H95ZM9 36V35H8ZM37 36V35H36ZM73 36V35H72ZM72 36H70V37H72ZM94 36V37H93ZM148 36V35H147ZM146 36V37H147ZM148 36V37H149ZM158 36V37H159ZM160 36V38H163V37H161ZM10 37V36H9ZM69 37V38H70ZM138 37H140L141 38V40L143 39V44L141 43L142 41L141 40H138ZM149 37V38H150ZM169 37V38H170ZM234 37V36H233ZM15 38V37H14ZM73 38V37H72ZM151 38V39H152ZM165 38H166V36H165ZM68 39V38H67ZM99 39V40H98ZM164 39V38H163ZM95 40V39H94ZM139 41H141V42H139ZM225 41H224V43H225ZM164 42H166L165 40H164ZM170 42V41H169ZM169 42H167L168 44H166L167 45V47L169 46ZM223 43V44H224ZM68 45L67 46H70L69 45V43H67ZM73 44H74V42H73ZM163 44V43H162ZM240 44V43H239ZM63 44H61L60 46H62ZM101 45H99V46H101ZM160 45H161V48H160ZM2 46H1V49H2ZM66 46V48H68ZM70 46V47H71ZM4 47V46H3ZM64 47V46H63ZM103 47H101L102 48V50H104V48ZM164 47V46H163ZM170 47V46H169ZM221 47H223V46H221ZM220 47V48H221ZM43 48V47H42ZM72 48V49H73ZM101 48H99V50L101 49ZM161 50H160V49ZM65 50V48H62V50ZM71 49V48H70ZM69 49V50H70ZM71 49V50H72ZM9 50V49H8ZM67 50L68 49H66L65 50V52H63L64 54H60L61 56H62V58H64L63 59V65H61V66H63L62 68H64L63 70V73H64V75L65 76H67L74 68H75V65H77L76 64V59L74 58V56H72L70 53L72 52L71 50V52L68 50V52H67ZM75 50V52L77 51L76 49H74ZM160 50V51H159ZM21 51V50H20ZM83 53H82V52ZM96 51H98V50H96ZM105 51V50H104ZM221 51V50H220ZM6 52V51H5ZM56 52V51H55ZM59 52H60V49H59ZM70 52V53H69ZM77 52V53H78ZM101 52V51H100ZM173 52V53H172ZM217 52H218V49H217ZM7 53V52H6ZM10 53V52H9ZM20 53H22V52H20ZM23 53H25V52H23ZM42 54H43V52H41ZM61 53V52H60ZM76 53V54H77ZM80 53H82V55H80ZM2 53H1V51H0V64L2 63H5L4 62V56H5V54L2 56L1 55ZM92 54L94 55L93 56V58L95 59H93L92 58ZM96 54H98V53H96ZM99 54H101V55H103L104 54V52L102 53H99ZM98 54V55H99ZM106 54V55H107ZM216 54V53H215ZM18 56H17V60L15 61L14 60V62H13V64H12V71H10V72H17L19 75H21L19 72L21 71L20 70V68L21 67H23L24 68V66H23V64H24V61H23V56H21V55H19V54H17ZM64 55V56H63ZM74 55V54H73ZM97 55V56H98ZM220 55H221V53H220ZM219 55V56H220ZM1 56L2 57H4V58H1ZM55 56V55H54ZM60 56V57H61ZM100 56V55H99ZM104 57H105V55H103ZM160 56V57H159ZM216 56V55H215ZM10 57V56H9ZM57 57H58V54H57ZM107 57H108V55H107ZM217 57V56H216ZM49 58V57H48ZM59 58V57H58ZM7 60H8V58H6ZM5 59V60H6ZM55 59V58H54ZM40 60V59H39ZM59 60V59H58ZM217 60V59H216ZM230 60V61H229ZM22 61V62H21ZM26 61V60H25ZM41 61V60H40ZM55 61V60H54ZM53 61V62H54ZM8 62V61H7ZM27 62V61H26ZM29 62H31L30 60H29ZM29 62H28V64H29ZM99 62H100V64H99ZM212 62V61H211ZM50 63V62H49ZM48 63V64H49ZM51 63H52V61H51ZM92 63V64H91ZM163 63H165V62H163ZM8 64V63H7ZM27 63H26V65H28ZM34 64V63H33ZM46 64H47V62H46ZM107 64H108V62H107ZM211 64V63H210ZM3 65H5V64H3ZM11 65V64H10ZM40 65V64H39ZM57 65V64H56ZM60 65V64H59ZM106 65V64H105ZM164 65V64H163ZM166 65V64H165ZM213 65V64H212ZM1 66V65H0ZM7 66V65H6ZM38 66V65H37ZM41 66V65H40ZM44 66V65H43ZM78 66V65H77ZM76 66V67H77ZM161 66H162V64H161ZM3 67H5V66H3ZM39 67V66H38ZM52 67V66H51ZM59 67V66H58ZM158 67V68H157ZM209 67V66H208ZM30 68V67H29ZM43 68V67H42ZM156 68V69H155ZM220 68V67H219ZM25 69V68H24ZM35 69V68H34ZM46 69V71H47V68H45ZM56 69V68H55ZM61 69V68H60ZM155 69V70H154ZM163 69V68H162ZM23 70V69H22ZM51 70V68L48 70V71H50ZM32 71H34V70H32ZM25 72V71H24ZM51 72V71H50ZM57 72V71H56ZM208 72V71H207ZM32 73H34V72H32ZM45 73V72H44ZM49 73V72H48ZM62 73V72H61ZM62 73V74H63ZM209 73V72H208ZM263 73V72H262ZM261 73V74H262ZM26 74V73H25ZM74 74V73H73ZM79 74V73H78ZM78 75V76H82V75ZM213 74V73H212ZM16 75V74H15ZM36 75V74H35ZM46 75V74H45ZM49 75V74H48ZM47 75V76H48ZM204 75V74H203ZM14 76V75H13ZM44 76V75H43ZM42 76V77H43ZM49 76H51V75H49ZM64 76V77H65ZM69 76H71V75H69ZM77 76V77H78ZM7 77H10L9 75L7 76ZM6 77V78H7ZM30 77H32L31 76V74H30ZM38 77H40L39 75H38ZM41 77V78H42ZM211 77V76H210ZM10 79V78H9ZM22 79V78H21ZM79 79H81V78H79ZM27 80V79H26ZM46 80V79H45ZM49 80H50V78H49ZM75 80H76V77H75ZM82 80V79H81ZM82 80V81H83ZM13 80H11V82H12ZM38 81V80H37ZM42 81V80H41ZM77 81H78V79H77ZM207 81V80H206ZM254 81H256V80H254ZM19 82V81H18ZM48 82V81H47ZM46 81H45V83H47ZM65 82V81H64ZM72 82V81H71ZM75 82V81H74ZM41 83H44V82H41ZM66 83V82H65ZM143 83V84H142ZM205 83V82H204ZM205 83V84H206ZM252 83V82H251ZM39 84V83H38ZM77 84V83H76ZM162 84V85H161ZM19 85V84H18ZM40 85V84H39ZM42 85V84H41ZM41 85H40V87H37L36 88V90L35 91H37L38 90V96H40V97H42L41 95H43V97H42V99L44 98V100H42V105H41V107H40V109H38L35 105H34V107H35V109L37 108L38 110H40V112H43L42 114L44 115V114H46V118L44 119V120H42V125H39L38 127L37 126H35V127H37L36 129H34V134L32 135V136H30L28 139H26V140H35V141H37V140H43V143H45V141H46V137H47V135L49 134V136H50V126L49 125H51V124H49V123H51V121L53 120V118L54 117H56V116H52V115H54V114H56L55 112L57 111V109H56V111H54V113L53 114H50L49 115V109H48V114L46 113L47 112V107H48V105L50 104V102H51V100L53 99V98H55V95H54V97H53V95L49 92V90H47L48 88H46V86H47V84H46V86L44 87L43 85V87H41ZM72 85V84H71ZM12 86V83H10V80L8 81V79L6 80H4L3 82H2V84H0V91L3 89V88H9V87H11ZM66 86V85H65ZM69 86H70V84H69ZM68 86V87H69ZM35 87V86H34ZM48 87H49V85H48ZM74 87V86H73ZM144 87V86H143ZM245 87V86H244ZM17 88H18V86H17ZM50 88V87H49ZM70 88H71V86H70ZM204 88V87H203ZM31 89V88H30ZM33 89V88H32ZM51 89H52V87H51ZM105 89H108L109 91H108V93H107V95H106V98H105V102H104V104L103 105H100L99 103H98V98L100 97V95L105 91ZM178 89V90H177ZM202 89V88H201ZM18 90V89H17ZM16 90V91H17ZM67 90V89H66ZM204 90V89H203ZM34 91V92H35ZM53 91V90H52ZM92 91H94V97H95V107H96V109L94 110V111H97V113L95 114L94 113V111H92L94 114H91L92 112L91 111H88V107L89 106H86L85 104V101H83V98H87L88 96H90L89 94H91V92ZM159 91H158V93H159ZM202 91V90H201ZM2 92V91H1ZM31 92V91H30ZM40 92H41V95H40ZM142 92V91H141ZM140 92V93H141ZM245 92V91H244ZM24 93H25V91H24ZM27 93V92H26ZM35 93H37V92H35ZM54 93V92H53ZM203 93V92H202ZM29 94V93H28ZM139 94V93H138ZM180 94V93H179ZM23 95V94H22ZM75 95H78V96H76L75 97ZM21 96V95H20ZM34 96H37V94L35 95L34 94ZM38 96H37V98H38ZM236 96V97H237ZM240 96V95H239ZM56 97H58V96H56ZM63 97V96H62ZM73 97H75V98H73ZM138 97H139V95H138ZM202 97L203 96H201V99H202ZM36 98V97H35ZM61 98V97H60ZM91 98V97H90ZM74 99V100H73ZM88 99V98H87ZM86 99V100H87ZM28 100H29V98H28ZM40 100V99H39ZM57 100V99H56ZM85 100V99H84ZM89 100V99H88ZM91 100V99H90ZM89 100V101H90ZM235 100V99H234ZM233 100V101H234ZM237 100V99H236ZM17 101H19V104L18 103H16V104H18L17 105V107L18 106H21L22 104H24L25 105V103L27 102V99L25 98V97H19L18 98V100ZM35 101H37V100H35ZM200 101V100H199ZM32 102V101H31ZM55 102V101H54ZM58 102V101H57ZM59 102H61V101H59ZM58 102V103H59ZM61 102V103H62ZM74 102V103H75ZM235 102V101H234ZM248 102V101H247ZM33 103V102H32ZM36 103V102H35ZM62 103V104H63ZM63 104V106L64 105H67V104ZM90 103V102H89ZM88 103V104H89ZM237 103V102H236ZM239 103V102H238ZM29 104V103H28ZM39 104V103H38ZM60 104V103H59ZM59 104H58V106H59ZM204 104V105H203ZM33 105V104H32ZM26 106V105H25ZM40 106V105H39ZM57 106V107H58ZM62 106V107H63ZM90 106H92V103H91V105ZM227 106V107H226ZM67 107H68V105H67ZM70 107V106H69ZM68 107V108H69ZM237 107V106H236ZM15 108V107H14ZM20 107H18L16 110H15V112H16V119H18V120H16L15 121V117H11L12 119H10L11 121H13V123H14V125L15 124H17V121H18V123H19V120H21V119H24L23 117H22V115H18V111H21L22 110V108H23V105L21 106V108L19 109ZM59 108H60V111L64 108V110H62L61 112H63L64 114H66L67 113V115L69 114L68 113V109L66 108V106L65 107H63V108H61V106L60 107H58V112L60 113V111H59ZM197 108H199V107H197ZM34 109V110H35ZM51 109V108H50ZM66 109V110H65ZM46 110V111H45ZM91 110H93V109H91ZM145 110V109H144ZM23 111V110H22ZM51 111V110H50ZM65 111H67L66 113H65ZM12 112V111H11ZM14 112V113H15ZM33 112H35V111H33ZM39 112V113H40ZM164 112V113H163ZM228 112V111H227ZM37 113V112H36ZM38 113V114H39ZM51 113V112H50ZM62 113V114H63ZM133 113V112H132ZM141 113V112H140ZM194 113V112H193ZM13 114V113H12ZM61 114V113H60ZM62 114H61V118L60 119H64V117L62 118ZM63 114V116H65ZM139 114V113H138ZM222 114H224V115H222ZM10 115V114H9ZM57 115H58V113H57ZM193 115V114H192ZM33 116L34 117H36L34 114H33ZM40 116V115H39ZM60 116V115H59ZM145 116V115H144ZM144 116L142 117V118H144ZM18 117H21V119H19ZM41 117V116H40ZM58 117V116H57ZM71 117L69 118V119H71ZM9 118L10 117H8V122L10 121L9 120ZM30 118V117H29ZM42 118V117H41ZM41 118L39 119V120H41ZM44 118V117H43ZM59 118V117H58ZM138 118H140L141 119V116L140 117H138ZM197 118V117H196ZM7 119V118H6ZM5 119V120H6ZM14 119V120H13ZM27 119V118H26ZM71 119V120H72ZM54 120H56V119H54ZM62 120H60L59 122H61V124H62ZM135 120H136V118H135ZM145 120H146V118H145ZM145 120H144V122H145ZM218 120V121H217ZM248 120V119H247ZM246 120V121H247ZM4 121V120H3ZM7 121V120H6ZM6 121H5V125L7 124L8 126H10V124L9 123H11V125H13V123L10 121L9 123L7 122L6 123ZM16 123H15V122ZM21 121H24V120H21ZM20 121V122H21ZM27 121V120H26ZM37 121V120H36ZM57 121V120H56ZM147 121H150V120H147ZM147 121H146V123H147ZM153 121V120H152ZM151 121V122H152ZM29 122H31V121H29ZM53 122V121H52ZM55 122V121H54ZM67 122L69 123V120H67ZM142 122H143V119H142ZM196 122V121H195ZM33 123V122H32ZM35 123V122H34ZM39 123V122H38ZM106 123V124H105ZM247 123H249L248 121H247ZM40 124H41V122H40ZM53 124V123H52ZM106 126H105V125ZM139 124H141V123H139ZM145 124V123H144ZM148 124V123H147ZM214 124V125H213ZM226 124V123H225ZM3 125V124H2ZM19 125H20V123H19ZM32 125V124H31ZM73 125H75V124H73ZM72 125V126H73ZM98 125H104L101 129L103 130V128H105L106 127V130H105V132H104V134H100V132H98ZM150 125V124H149ZM223 125V124H222ZM249 125V126H248ZM248 125H244V126H242V128H240V130H238V131H234V132H231L230 134H228L226 137H224V138H222L221 139V142L217 145V152H218V157L219 158H221L224 154H226L227 152H229L230 150V147H231V145H232V143L234 142V141H238V140H242V139H245V140H247V139H250L252 142H253V147H254V144H256V143H258V142H260L261 140H262V142H263V140L264 139H262V137L261 136H259L258 137V135L259 134H257V129L259 128H263L264 127V105H261L257 110H256V113H255V115H254V119L248 124ZM8 126H5L6 128H8L9 129V131H8V129H5V127H4V129L5 130H7V132H11L12 131V128H15L14 126L11 128V130H10V128L8 127ZM17 126V125H16ZM143 126V124H141V126L140 127H142ZM145 126V125H144ZM212 126V128H210ZM24 127V126H23ZM27 127V126H26ZM58 129H59V124H58ZM61 127H62V125H61ZM68 127H69V125H68ZM100 127V126H99ZM152 127V126H151ZM1 128H3V127H1ZM65 128H66V125H65ZM72 128H74V127H72ZM76 128V127H75ZM143 128V127H142ZM141 128V130H142V132H144V130ZM3 129V130H4ZM18 129V128H17ZM20 129V128H19ZM22 129V128H21ZM54 129V128H53ZM52 129V130H53ZM139 129V130H138ZM215 129V128H214ZM258 129V130H259ZM1 131H0V140H4V138H6V137H4V135L6 136V134L5 133H3L4 131L2 130V129H0ZM23 130V129H22ZM21 130V131H22ZM35 130H37V131H35ZM54 130H56V129H54ZM71 130H73V129H71ZM262 130V129H261ZM261 130H259V131H261ZM3 131V132H2ZM33 131V130H32ZM31 131V132H32ZM63 131H65V130H63ZM104 131V130H103ZM102 131V132H103ZM6 132V131H5ZM6 132V133H7ZM15 132V131H14ZM53 132V131H52ZM151 132V133H152ZM9 133H7L8 135H9ZM16 133V132H15ZM61 133V132H60ZM74 133H75V135H74ZM146 133V134H145ZM149 133V132H148ZM19 134V133H18ZM30 134V133H29ZM67 134V133H66ZM139 134H141V138L143 139L142 141L144 142V140L145 141H147V139L148 138H150V134H147V132H144L143 134L142 133H139ZM139 134H137V137L139 138V140H140V137L138 136ZM152 134H154V133H152ZM7 135V136H8ZM13 135V134H12ZM54 135V134H53ZM64 135V134H63ZM261 135V134H260ZM10 136V135H9ZM8 136V138H12V137H9ZM24 136V135H23ZM26 136H28V135H26ZM48 136V137H49ZM55 136V135H54ZM53 136V137H54ZM134 136H135V134H134ZM134 136L132 137V138H134ZM263 136V135H262ZM48 137H47V139H48ZM57 136H55V138H56ZM201 137V138H200ZM13 138H15V136L13 137ZM12 138V139H13ZM17 138V137H16ZM25 138V137H24ZM27 138V137H26ZM186 138V137H185ZM264 138V137H263ZM44 139H45V141H44ZM64 139V138H63ZM62 139V140H63ZM66 139H68V138H66ZM73 139V140H74ZM103 139H105L104 141H105V143H106V145L108 146L107 148H108V152H107V154H105L106 152H101V150H100V152H99V150H97V148L99 147V146H101V145H99V143L100 144H102L103 142ZM136 139V138H135ZM5 140H8L7 138L5 139ZM18 140H20V139H18ZM24 139H22V141H23ZM1 141V142H2ZM10 141V140H9ZM15 141H16V139H15ZM69 141V140H68ZM67 141V142H68ZM86 142L87 143V146H86V148H80L81 146H79V145H81L82 143H80V142ZM132 142H133V140H131ZM141 141V140H140ZM179 141V140H178ZM177 140L174 142L173 141V143H167V144H165V145H163L162 146V148L159 150V151H157V154H155L154 156H156L157 155V158H153L152 157V159H151V161H150V166H149V168L148 169H146V170H143L142 171V169L140 168L139 170H137L138 168H137V166L139 167V162L137 161V154H135L134 153V157L133 156H129L128 158H127V161L130 159V167H129V169H128V165H127V169H128V179H127V182L129 181V183H130V185L132 186L131 188H132V190H131V193L132 194H135L136 192V190L138 189V184H148L149 183V180L151 181L153 178L155 179V175L157 174L156 172H158V171H160L162 168V165H164L165 163L167 164V163H169L170 164V162H171V160L173 159L174 160V158H177L178 157V153L179 152H181L182 150V147L184 146L183 144V146H181V143H184L183 142V140L181 139V143H180V141L178 142ZM189 141V140H188ZM201 141V140H200ZM8 142V141H7ZM11 142V141H10ZM21 142V141H20ZM40 142H42V141H40ZM60 142V141H59ZM102 142V143H101ZM137 142V141H136ZM64 143H65V140H64ZM70 143V142H69ZM124 143V144H123ZM3 144H5V143H3ZM7 144V143H6ZM5 144V145H6ZM10 144H12V143H9V146H10ZM36 144V143H35ZM37 144L39 145L40 143H39V141H37ZM37 144H36V146H37ZM68 144V143H67ZM123 144V145H122ZM129 144V143H128ZM135 144H137V143H135ZM43 145V144H42ZM42 145H39V146H42ZM63 145V144H62ZM86 144H84V146H85ZM192 145V144H191ZM17 146H18V144H17ZM17 146L15 145L14 147H16L17 148ZM98 146V147H97ZM0 147L2 148V147H4V145H0ZM6 148H7V150L10 152V150L8 149V145H6L5 146ZM20 147H22L21 145L19 146V149H20ZM34 147V146H33ZM125 147V146H124ZM190 147V146H189ZM6 148H2L3 150L5 149V151H7L6 150ZM9 148H11V147H9ZM23 148V147H22ZM30 148V147H29ZM102 148H103V146H102ZM104 148H105V145H104ZM103 148V149H104ZM107 148H106V150H107ZM140 148V147H139ZM142 148V147H141ZM12 149V148H11ZM24 149V148H23ZM22 149V150H23ZM27 148H25V150H26ZM32 149V148H31ZM68 149V148H67ZM70 150H71V148H69ZM102 149V150H103ZM22 150H20V152H19V156H20V153L22 152ZM28 150V149H27ZM71 150V151H72ZM125 150V149H124ZM229 150V151H228ZM1 151V150H0ZM4 151V152H5ZM7 151V152H8ZM34 153V155L33 156H31V154H33L32 152ZM30 152H31V154H30V152H29V154H30V156L32 157H30V156H28V157H30L32 160H33V157H34V161L33 162H36L37 163V161L38 160H40L42 157L38 154V152H39V149H38V146L37 147H35V150L33 149V150H31ZM126 151V150H125ZM185 151V150H184ZM183 151V152H184ZM3 152V153H4ZM12 152V151H11ZM26 152V151H25ZM68 152V151H67ZM188 152H189V150H188ZM27 153H28V151H27ZM66 153V152H65ZM8 155H9V153H7ZM7 154H5V156L7 155ZM11 154V153H10ZM13 154V153H12ZM21 154H23L22 156H24V152H22ZM28 154V155H29ZM44 154V153H43ZM55 154V153H54ZM53 154V155H54ZM72 153H70L69 155H71ZM127 154V153H126ZM262 154V153H261ZM60 155V154H59ZM62 155V154H61ZM132 155V154H131ZM139 155V154H138ZM177 155V156H176ZM1 156V155H0ZM4 156V155H3ZM19 156H17L16 155V157L15 158H13L14 160L16 159V160H18L19 159V161L21 162V164H22V159H21V157H19ZM41 158H40V157ZM128 156V155H127ZM176 156V157H175ZM185 156V155H184ZM14 157V156H13ZM17 157H18V159H17ZM44 157V156H43ZM47 157V156H46ZM56 157H57V155H56ZM55 157V158H56ZM62 157V156H61ZM60 157V158H61ZM110 157H112L113 159H111ZM235 158H237V159H235V161H233L232 160V162H229V164H227L226 166H224V168H221V170H220V172H219V174H218V176L215 178V180L212 182L214 185H215V187H216V189H215V193H214V195H213V197L212 198H209V197H207L206 196V194H204V192H195L193 195H192V198H194V199H196V198H202L203 199V203H202V205L204 206H202V209H200V211L201 212H199V213H201L200 214V217L199 218H197V219H199V221L201 222V223H203L201 220H205V219H207L208 217H210V215H212L215 211H217L216 209H218L220 206H222L223 205V202H225L224 200H225V197H226V195H227V193H228V190H229V187H230V185L232 184L231 182H233V180H234V178L236 179V176H238L239 175V173L242 171L241 169H243V167H244V163L246 162V160H245V162L242 160L243 158H241L240 159V157H238V156H234ZM257 157V156H256ZM259 157V156H258ZM6 158H7V156H6ZM24 159V162H25V159L27 158V156L25 155V157H23ZM40 158V159H39ZM52 158V157H51ZM71 158V157H70ZM103 158V160H104V164H105V166H107V167H105V168H107L106 170H104L103 168H99L98 167V165H97V162L95 163V161H99L100 159H102ZM180 158V157H179ZM239 158V159H238ZM21 159V160H20ZM47 159V158H46ZM67 159V158H66ZM178 159V158H177ZM256 159H258V158H256ZM5 160V162H8L9 160H10V156H9V160L8 161H6V159H4ZM3 159L1 160L0 159V167H2V170H3V168H5V169H10L9 167H7V166H5V164L3 165V163L4 162H2V161H4ZM15 160V161H16ZM30 160V159H29ZM43 160V159H42ZM45 160V159H44ZM52 160H54V158L52 159ZM60 160V159H59ZM62 160V159H61ZM68 160V159H67ZM102 160V161H103ZM172 160V161H173ZM66 161V160H65ZM63 162V163H66L67 164V162ZM73 161V160H72ZM169 161V162H168ZM17 162V161H16ZM15 162V163H16ZM20 162H17V164L19 165L20 164ZM27 162V161H26ZM25 162V163H26ZM32 162V163H33ZM57 162V161H56ZM62 162V161H61ZM70 162V161H69ZM101 162V161H100ZM208 162H210V161H208ZM207 162V163H208ZM9 163V162H8ZM36 163H33V167H35L37 164ZM45 163V162H44ZM51 163H53V162H51ZM54 163H55V160H54ZM63 163L61 164V165H63ZM71 163V162H70ZM96 164L97 166H96V169H94V168H92L91 169V165L92 164ZM7 164V163H6ZM12 164V163H11ZM28 164V163H27ZM27 164H25V165H27ZM36 164V165H35ZM39 164V163H38ZM50 164V163H49ZM56 164V163H55ZM54 164V165H55ZM58 164V163H57ZM66 164H64V165H66ZM127 164V163H126ZM173 164V163H172ZM23 165V164H22ZM22 165H19V166H16V168H17V170H20L19 172L17 171V170H15V171H17V172H14V173H17V175L15 174V177H14V175H13V179H14V185H19V186H21L22 187V189L19 187V186H17V187H15L16 189H18L19 190V188L21 189L20 191H19V193H21V192H23L24 193V201L25 202H23V200H21L22 201V203H26V204H28L29 202L30 203H32L31 201H34V202H38L39 201V197H38V200H37V195H39V194H41V193H38V189H34L33 187V189H31V187H30V189L29 190H26L25 188H24V190H26L25 192H24V190H23V187H26L27 185H25V186H23L24 185V178H26V177H22L21 178V180H20V182L18 181L19 179H20V177L21 176H18V173L20 174V172H22V174L24 175V169H25V167H23V168H20ZM35 165V166H34ZM64 165H63V167H64ZM68 165V164H67ZM66 165V166H67ZM100 165V164H99ZM168 165V164H167ZM9 166V165H8ZM24 166V165H23ZM32 166V165H31ZM46 166V165H45ZM48 166V165H47ZM65 166V168H66V170L68 169V171H67V173L68 172H70V170H72V168H73V166H72V168L70 169L68 166V168ZM70 166H71V164H70ZM166 166V165H165ZM174 166V165H173ZM178 166V165H177ZM20 169H19V168ZM38 167V166H37ZM55 167H56V165H55ZM60 167H62V166H59V168ZM98 167V168H97ZM101 167V166H100ZM103 167V166H102ZM126 167V166H125ZM198 167H199V171L198 170H196V171H198V178H199V185L198 186H200V184L202 185L203 183H206V179L204 178V177H206V176H204V166L202 165H198ZM15 168V169H16ZM30 168V167H29ZM47 167H45V169H46ZM65 168H64V170H65ZM159 168H161V169H159ZM170 168V167H169ZM168 168V169H169ZM258 168V167H257ZM261 168V167H260ZM14 169V168H13ZM27 169H28V167H27ZM35 169V168H34ZM33 169V170H34ZM56 169V168H55ZM58 169V168H57ZM63 169V168H62ZM70 169V170H69ZM126 169V170H127ZM159 169V170H158ZM196 169H197V166H196ZM253 169H255V168H253ZM32 170V169H31ZM49 168H48V173H49V175H50V179H51V181H50V183H52V185L51 184H49V183H47L48 185H51V187H50V191H49V188H48V191L52 194H48V197H51V198H53V196H54V198H53V201H54V199L55 198H62L61 197V193L63 192V191H67V188H68V185H69V182H68V179L66 178V176H65V173H64V176H63V174H62V176H60L59 174V176L57 175V177H56V174H55V176L53 175V173L52 174H50V172H49ZM63 170V171H64ZM66 170L64 171V172H66ZM261 170V169H260ZM4 171V170H3ZM195 171V172H196ZM257 171V170H256ZM11 172L12 171H10V175H12L11 174ZM30 172V171H29ZM32 172V171H31ZM35 172V171H34ZM62 172V171H61ZM73 172V171H72ZM71 172V173H72ZM126 172V171H125ZM124 172V173H125ZM194 172V173H195ZM255 172V171H254ZM48 173H45V174H48ZM63 173V172H62ZM75 173V172H74ZM75 173V174H76ZM123 173V174H124ZM31 174V173H30ZM44 174V175H45ZM70 174V173H69ZM110 174V173H109ZM115 174V173H114ZM163 174V173H162ZM161 174V175H162ZM6 175V174H5ZM22 175V176H23ZM28 175H29V173H28ZM34 175V174H33ZM33 175H32V177H33ZM49 175H46L47 177H49ZM51 175H53L54 176V178L52 177L51 178ZM67 175V174H66ZM19 178L18 180L16 179L17 177ZM27 176V175H26ZM31 175H29V177H30ZM69 176V175H68ZM67 176V177H68ZM109 176V175H108ZM114 176V175H113ZM115 176H116V174H115ZM126 176V175H125ZM160 176V175H159ZM28 177V178H29ZM37 177V176H36ZM44 177V176H43ZM77 177H76V179H77ZM110 177V176H109ZM112 177V176H111ZM157 177V176H156ZM28 178H26V179H28ZM69 178H70V176H69ZM73 178V177H72ZM22 179H24V180H22ZM34 179H35V177H34ZM37 179V178H36ZM44 179V178H43ZM42 179V180H43ZM46 179V178H45ZM49 179V178H48ZM75 179V180H76ZM79 179H77V180H79ZM5 180H6V176H4V174H0V203H2L1 201H4L3 199L1 200V198H2V196H3V198H4V195H3V193L1 192V190H2V188H3V184H6V182H5ZM7 180H8V178H7ZM6 180V181H7ZM12 181V179H9L8 181ZM70 180V179H69ZM112 180V179H111ZM156 180H158V178L156 179ZM156 180H155V182H156ZM7 181V182H8ZM10 181V182H11ZM23 182V184L22 185H20V183H22ZM73 181V180H72ZM72 181L70 182V183H72ZM80 181V180H79ZM92 181H96V186L95 185H93V183H92V186H95L96 188V190H91V188L89 189L88 188V186H90L89 184L92 182ZM148 181V182H147ZM208 181V180H207ZM18 182V183H17ZM28 182H29V180H28ZM43 182V181H42ZM102 182V181H101ZM111 183H112V181H110ZM146 182V183H145ZM152 182V181H151ZM16 183V184H15ZM107 183V182H106ZM208 183V182H207ZM211 183V184H212ZM10 184H12V182L10 183ZM13 184H12V187H14L13 186ZM33 184V183H32ZM73 184H74V182H73ZM142 184V185H143ZM209 184V183H208ZM39 185H41V184H39ZM38 185V186H39ZM46 185V184H45ZM82 185V184H81ZM113 185V184H112ZM111 185V187H112V189H108V190H110V192H109V194H108V197L106 198L107 200H106V202H105V210L103 209V215L104 216H106L107 218H110V217H112L113 216V214L115 213V211L116 210H118V208H119V205L115 202L116 200V192H114V190H113V186ZM116 185V184H115ZM148 185H150V184H148ZM153 185V184H152ZM204 185V184H203ZM206 185V184H205ZM204 185V186H205ZM32 186H34V184L32 185ZM127 186V185H126ZM128 186H129V184H128ZM28 187V188H29ZM41 187V186H40ZM49 187V186H48ZM75 187V188H76ZM125 187V186H124ZM130 187V186H129ZM150 187V186H149ZM154 187V186H153ZM39 188V187H38ZM46 189H47V187H45ZM74 188V189H75ZM151 188V187H150ZM163 188V187H162ZM214 188V187H213ZM4 189H6V188H4ZM93 189H94V187H93ZM117 189V188H116ZM115 189V190H116ZM127 189H128V187H127ZM126 189V190H127ZM130 189V188H129ZM149 189V188H148ZM159 190H161L160 189V186H159V188H158ZM164 189V188H163ZM199 189V188H198ZM201 189H203V188H201ZM118 190V189H117ZM141 190V189H140ZM41 191V190H40ZM39 191V192H40ZM42 191H44V189L42 190ZM121 191V190H120ZM123 191V190H122ZM162 191V190H161ZM11 192H12V190H11ZM16 192V191H15ZM14 192V193H15ZM119 192V191H118ZM117 192V193H118ZM159 192V191H158ZM157 192V193H158ZM163 192V191H162ZM209 192V191H208ZM14 193H11V194H13L14 195ZM18 193V194H19ZM22 193V194H23ZM44 193L45 194H47L48 192H45L44 191ZM120 193V192H119ZM18 194H16L17 196H18ZM22 194H20L19 196H20V198H21V196H22ZM26 194V195H25ZM63 194V193H62ZM106 194V193H105ZM126 194V193H125ZM151 194V193H150ZM161 194V193H160ZM250 194V193H249ZM43 195V194H42ZM40 195V197L41 198H43V200H44V197L43 196H45V195ZM50 195V196H49ZM72 195V194H71ZM118 195V194H117ZM119 195H121V194H119ZM209 195V194H208ZM47 196V195H46ZM65 196V195H64ZM69 196V195H68ZM72 196H74V195H72ZM129 196H130V194H129ZM128 196V198L126 197V199H127V201H125V202H129V204L128 205H130V197ZM156 196H158V194H156ZM248 197H251L252 195L250 194V195H247ZM246 196V197H247ZM6 197V196H5ZM11 197V196H10ZM15 197V196H14ZM14 197H12V198H14ZM133 197V196H132ZM135 197V196H134ZM155 197V196H154ZM153 197V198H154ZM245 197V198H246ZM74 198V197H73ZM105 198V197H104ZM145 198H147V196L145 197ZM160 198V197H159ZM191 198V197H190ZM9 199V198H8ZM15 199V198H14ZM22 199H23V196H22ZM50 199V198H49ZM64 199V198H63ZM71 199V198H70ZM155 199V198H154ZM158 199V198H157ZM199 199V200H200ZM247 199V198H246ZM35 200H37V201H35ZM47 200H48V198H47ZM46 200V201H47ZM56 201H57V199H55ZM72 200V199H71ZM118 200V199H117ZM134 200V199H133ZM151 200H153V199H151ZM9 201V203H10V200H8ZM15 201V200H14ZM41 201V200H40ZM120 201V200H119ZM244 201H246V200H244ZM17 202V201H16ZM34 202H33V205H34ZM42 202V201H41ZM41 202H39V204H41ZM49 202H50V200H49ZM48 202V203H49ZM51 202H52V200H51ZM50 202V203H51ZM58 202V201H57ZM124 202V203H125ZM132 198H131V204H132ZM149 202V201H148ZM257 202V201H256ZM44 203V202H43ZM49 203V204H50ZM121 203V202H120ZM134 203V202H133ZM173 203V202H172ZM2 204H4V203H2ZM11 204V203H10ZM25 204V205H26ZM38 204V203H37ZM36 204V205H37ZM39 204L37 205V206H39ZM45 204H47V203H44V206H42V207H44L45 208V211H46V208L47 207H51V205H49V206H47V207H45L46 205ZM52 204V203H51ZM54 204H59V203H56L55 201H54ZM61 204V203H60ZM123 204V203H122ZM127 204H124L125 205V207H127L126 205ZM146 204H149V203H146ZM174 205H172V207L171 206H169V205H171V204H168L167 205V207L169 208H167L166 210H167V212L166 213H164L165 215V219L168 217V216H170L169 214H171V213H173L172 212V208L175 206L176 207V204L175 203H173ZM222 204V205H221ZM245 204H247V203H245ZM245 204H243V206L241 207V209L243 210H245V211H247V206L245 205ZM5 205V204H4ZM7 205H9L8 203H7ZM14 205V204H13ZM21 205H23V204H21ZM28 205H30V204H28ZM32 205V204H31ZM98 205V204H97ZM154 205V204H153ZM152 205V206H153ZM215 205V206H214ZM257 205H258V207H257V209L255 210V212L254 213H252V214H250L248 217H249V221H250V229H249V231H248V233H246V235L245 236H243L242 238H240V239H238L235 243H234V245L232 246V247H229V249H227V255L228 254H232V253H229V252H235L237 255H236V258H235V264H264V219H263V217H264V194H263V196L258 200V202H257ZM40 206V207H41ZM53 206H55V205H52V207ZM217 206H219L218 208H217ZM246 206V207H245ZM8 206H6V208H7ZM32 207V206H31ZM101 207V206H100ZM200 207V206H199ZM2 208H3V206H2ZM9 209L7 210L8 212H10V211H12L11 209L12 208H14V207H10V205H9V207H8ZM11 208V209H10ZM19 208H21L20 207V205H19ZM35 208V207H34ZM55 208H56V206H55ZM55 208H53V209H55ZM98 208V207H97ZM201 208V207H200ZM18 209V208H17ZM57 209V208H56ZM56 209H55V211H56ZM102 209V208H101ZM174 209V208H173ZM10 210V211H9ZM24 210V209H23ZM44 210V209H43ZM100 210V209H99ZM121 210V209H120ZM3 211V210H2ZM21 210L19 209V212H18V210H17V212L15 213L14 211H12V212H14V217H15V221H13V222H17V221H20V222H18V224H20L21 222H22V219H24V215L25 214H23L24 213V211L21 213L20 212ZM96 211V210H95ZM124 211V210H123ZM42 212H44V211H42ZM118 212V211H117ZM116 212V213H117ZM121 213H124V212H122V211H120ZM11 213V212H10ZM47 213V217H50V218H52V215L53 214H50V213H53V212H51L50 211V209H49V211L47 210V212H45V214ZM145 213V212H144ZM148 213V212H147ZM199 213H198V215L197 216H199ZM5 214V213H4ZM23 214V215H22ZM43 214V213H42ZM45 214L43 215V216H40V218L42 217H44L45 218V220L47 221V220H49L48 218H46V216H45ZM92 214V213H91ZM90 214V215H91ZM196 214V213H195ZM10 215V214H9ZM12 215H13V213H11V217H12ZM38 215V214H37ZM95 215H96V212H95ZM143 215H145V214H143ZM142 215V216H143ZM245 215V214H244ZM5 216V218H6V216L7 215H4ZM97 216V215H96ZM121 216V218H122V215H120ZM146 216V215H145ZM167 216V217H166ZM230 216V215H229ZM56 217V216H55ZM89 217H91V216H89ZM144 217V216H143ZM142 217V218H143ZM147 217V216H146ZM247 217V216H246ZM262 217V219L263 220H261V221H259L260 220V218ZM22 218V219H21ZM26 218V217H25ZM43 218V219H44ZM54 218V217H53ZM195 218V217H194ZM226 218H228L227 216H226ZM8 219H10L9 218V216H8ZM12 220H13V217L11 218ZM56 219V218H55ZM62 219H64V218H62ZM106 219V218H105ZM113 219V218H112ZM232 219V218H231ZM230 219V220H231ZM37 220V219H36ZM54 220V219H53ZM111 220V219H110ZM141 220V219H140ZM163 220H164V218H163ZM38 221V220H37ZM42 221V220H41ZM46 221H44V222H46ZM105 221V220H104ZM113 221V220H112ZM196 222H197V220H195ZM228 221V220H227ZM3 222V221H2ZM39 222V221H38ZM38 222H37V224H38ZM44 222H43V224H44ZM247 222H248V220H247ZM25 223V222H24ZM41 224H42V222H40ZM136 223V222H135ZM198 223V222H197ZM196 223V224H197ZM208 223V222H207ZM18 224H16L15 225V229L13 228V232L15 233V242H12V241H8V240H10V238L14 235V233L12 234L11 233V237L9 236V234H8V232H6L5 234V238L7 239L8 237H10L9 239H5V238H3L1 241H3L1 244V246L0 247H3V249H4V255H2L1 257V259H0V264H9L8 262L9 261H12V260H18V253L19 252H17L18 250H16V248H14L13 249V245L14 244H12V243H16V245H17V242L16 241H18V239H17V236H18V234H19V226H20V229H21V225H18ZM40 224V225H41ZM113 222H109V224L107 225L106 224V229H105V237L106 236H108V234L115 228L114 226H113ZM142 224V223H141ZM141 224L139 225L140 227H141ZM25 225V224H24ZM102 225V224H101ZM117 225V224H116ZM26 226V225H25ZM39 226V225H38ZM138 226V228H140ZM191 226H193V225H191ZM195 226V225H194ZM22 227H23V225H22ZM135 227V226H134ZM43 228V227H42ZM46 228V227H45ZM105 228V227H104ZM117 228H118V226H117ZM116 228V229H117ZM193 228V227H192ZM34 229V228H33ZM35 229H37L36 227H35ZM39 229H41V228H39ZM60 229V228H59ZM86 229V228H85ZM24 230V229H23ZM32 230V229H31ZM115 230V229H114ZM113 230V231H114ZM138 230V229H137ZM192 231H193V229H191ZM190 230V231H191ZM202 230V229H201ZM38 231V230H37ZM40 231V230H39ZM58 231V230H57ZM117 231V230H116ZM35 232H36V230H35ZM18 233V234H17ZM31 233H33L34 234V232H32L31 231ZM40 233V232H39ZM60 233V232H59ZM85 233V232H84ZM83 233V234H84ZM136 233V232H135ZM8 234V235H7ZM99 234V233H98ZM100 234H101V232H100ZM113 234V233H112ZM239 234V233H238ZM3 235V234H2ZM36 236H37V234H35ZM39 235V234H38ZM42 235V234H41ZM120 235V234H119ZM123 235V234H122ZM200 235V234H199ZM240 235V234H239ZM8 236V237H7ZM84 236V235H83ZM212 236V235H211ZM200 237H202V236H200ZM18 238H20V237H18ZM37 238V237H36ZM36 238H34V239H36ZM38 238H39V236H38ZM100 238V237H99ZM179 238V237H178ZM178 238H176L177 240L176 241H178V240H180V238H182V237H180L179 239ZM5 239V240H4ZM12 239V238H11ZM82 239V238H81ZM234 239H236V238H234ZM14 240V239H13ZM43 240V239H42ZM57 240V239H56ZM98 240H100V239H98ZM0 241V242H1ZM53 241V240H52ZM120 241V240H119ZM37 242H39V240L37 241ZM80 242V241H79ZM82 242V241H81ZM122 242V241H121ZM196 242H197V240H196ZM40 243V242H39ZM198 243V242H197ZM10 244H12V247H11V245ZM41 244V243H40ZM40 244H37V245H40ZM105 244V238H103V240H101V243L99 242L97 245V247H96V249H95V253H94V258H92L93 259V262H94V264H100V255H101V251H100V249H101V247L103 246ZM115 246H117V245H115ZM193 246V245H192ZM191 246V247H192ZM196 246V245H195ZM227 246V245H226ZM194 247V246H193ZM36 248H37V246H36ZM53 248V247H52ZM80 248V247H79ZM190 248V247H189ZM2 248L0 249L1 251L3 250ZM77 249V248H76ZM76 249L74 250V251H76ZM116 250V249H115ZM187 250H188V248H187ZM190 250H194V249H190ZM3 252L1 253L0 252V255L1 254H3ZM225 252V251H224ZM189 253V252H188ZM193 253V252H192ZM191 253V251H190V254H192ZM221 253H222V251H221ZM226 253V252H225ZM225 253H223L221 256H220V258L218 259V263H220L222 260H223V257L225 256ZM183 254H184V252H183ZM182 254V256L184 257V255ZM188 255V254H187ZM227 255H226V258H227ZM234 255V254H233ZM232 255V256H233ZM75 256V255H74ZM114 256V255H113ZM181 258H182V256L181 255H179ZM73 257V256H72ZM180 257H178V258H180ZM185 257H186V255H185ZM9 258H11L10 260H9ZM20 258V257H19ZM113 258V257H112ZM48 259V258H47ZM89 259V258H88ZM115 259V258H114ZM183 259V258H182ZM230 259V258H229ZM43 260H45L44 258H43ZM70 261H71V259H69ZM90 260V259H89ZM89 260H86V261H89ZM243 260H244V262H243ZM246 260V261H245ZM51 260H49V262H50ZM102 261V260H101ZM17 262V261H16ZM46 262H47V260H46ZM49 262H47L48 264H50ZM112 262V261H111ZM118 262V261H117ZM233 262V261H232ZM44 263V262H43ZM47 263H45V264H47ZM85 263V262H84ZM90 263V262H89ZM80 264H81V262H80ZM88 264V263H87ZM102 264H103V262H102Z\"/></svg>",
  "mask_w": 264,
  "mask_h": 264
},
{
  "label": "clouds",
  "instance_id": "obj_3",
  "mask_svg": "<svg viewBox=\"0 0 264 264\" xmlns=\"http://www.w3.org/2000/svg\"><path fill=\"white\" fill-rule=\"evenodd\" d=\"M33 7L31 4H19L13 2V0H0V17H3L5 21V26H8V23L10 21H15V19L20 15L21 10H29ZM29 19L31 20L30 24H26L24 27V30L22 34L19 36H22L25 29L28 27H31L34 31V34L39 36L42 34L41 31V21L38 19V17H35L32 15L29 11H27ZM68 27V22L67 20H61L57 17L51 18L47 24H46V29L48 32L55 33L57 31H60L61 29H67ZM75 26L73 27V29ZM72 29V31H73ZM71 32H65L62 36L61 39L64 41L67 39L70 35ZM27 54V53H26ZM121 57L120 54L117 53L113 57V61L110 66V74H109V83L111 84L112 82L116 81L119 76L121 75ZM10 73V69L6 67H0V76H7ZM108 89H105V91L100 95L98 98V103L100 105H103L105 102L106 95L108 93Z\"/></svg>",
  "mask_w": 264,
  "mask_h": 264
}]
</instances>
